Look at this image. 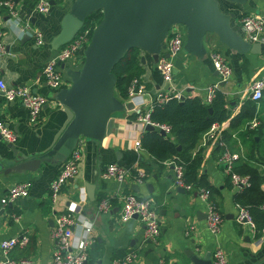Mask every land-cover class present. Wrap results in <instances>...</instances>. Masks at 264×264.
I'll use <instances>...</instances> for the list:
<instances>
[{"label": "crops", "instance_id": "1", "mask_svg": "<svg viewBox=\"0 0 264 264\" xmlns=\"http://www.w3.org/2000/svg\"><path fill=\"white\" fill-rule=\"evenodd\" d=\"M55 1L57 4L62 1L63 7H54L49 13L35 12L17 3V11L22 18L19 21L3 20L4 16L0 14V41L4 46V52L0 56V78L9 85H27L32 91L46 97L37 120L32 123L28 120L26 109L19 102L5 101L0 94V122L16 134L13 145L23 155L44 151L64 120V113L55 100L58 90H49L41 78L43 64L66 43L57 48L52 47V40L59 33L61 19L68 12L72 0ZM217 2L222 13L231 14V30L248 41L239 18L244 14L259 12L264 6V0H245L242 4L226 0ZM24 20H28L39 32L40 45H35L28 35V39H24L26 34L20 32L19 28L20 21ZM261 36V41H248L252 52L240 54L220 44L213 34L207 33L203 40L204 56L197 57L182 50L173 58V79L170 87L182 96L195 95L202 99L206 88L218 82L209 54L211 51L219 52L231 70L227 80L219 82L216 87L223 94L224 107L229 111V117L222 121L227 128L229 119L249 99V83L264 76V27ZM138 56L140 73L136 78L142 85V90L121 100L128 103L130 108L111 115L114 120L113 134L105 136L100 143L88 139L80 141L81 154L77 163V174L62 186L53 204L49 200L48 185L65 158L42 159L35 171L24 172L15 171L0 163V198L14 183L29 182L26 196L15 198L4 206L0 205V241L7 238H25V243L14 246L7 253V258H28L34 264H49L55 248L50 235L53 216L65 210L68 205L79 204L82 217L91 223V242L86 248L83 264H110L112 258L131 250L136 251L131 264H158L160 260L171 264H190L185 256L186 252L201 257L208 254L210 257L215 247L223 251L227 264H264V230L257 235L248 224L235 222L233 194L237 188L230 183L220 153L214 150L213 144L204 143L201 135L192 152L202 148L198 173L203 174L208 185L215 188L210 191V198L222 218L217 234H211L206 228L205 206L196 197V190L187 193L173 185L169 161L158 165L148 152L133 145L134 140L140 139L144 130L135 121L133 108H147L158 93L165 92L169 87L156 71L151 56L143 51H139ZM82 60V49H78L62 62L63 68H59L62 75L60 88L69 85L65 70L79 69ZM257 109L256 117L259 115L264 121V105ZM244 125L245 121L233 132L230 131L231 137L225 149L231 154L238 156L247 151ZM7 143L9 142L0 138V154L5 158L9 157ZM111 162L124 166L132 173L136 169H142L144 177L141 182L128 177L121 183L103 179L100 173ZM260 189L264 190V182L260 184ZM127 193L153 200L160 225L156 243L143 240L142 225L136 218L125 222L118 220L121 199ZM105 197L110 198V210L99 212L97 204ZM14 215L18 216L17 219H13ZM80 226L81 221L77 220L73 232L79 233Z\"/></svg>", "mask_w": 264, "mask_h": 264}, {"label": "built area", "instance_id": "2", "mask_svg": "<svg viewBox=\"0 0 264 264\" xmlns=\"http://www.w3.org/2000/svg\"><path fill=\"white\" fill-rule=\"evenodd\" d=\"M0 6L6 10V19H14L19 21L20 16L18 14L16 4L13 0H2ZM48 0H36L32 11L45 13L48 9ZM241 27L243 28L248 41L257 42L263 38L261 32L264 27V6L255 14H244L239 18ZM94 26L81 27L74 36L65 44H63L56 54L47 60L41 69V78L44 81L45 86L56 92L62 83L61 71L58 67L59 62L70 58L74 52L78 49H83L88 43L92 29ZM20 32L31 37L35 45L41 44L39 32L29 23L28 20L20 21ZM0 28V35H1ZM184 41V27L180 24H173L167 31L164 39V49L157 57L154 64L156 71L160 77L169 84L168 89L165 92L158 93L152 100L156 103H163L169 97L180 99L181 93L175 91L171 86L173 79V58L182 51V45ZM4 52L3 43L0 41V56ZM166 53L167 56H164ZM212 62V67L216 71L218 76V82L210 85L206 88L205 95L202 101L208 104L214 96L217 84L224 82L230 75V67L217 51H211L209 54ZM264 89V76L253 79L248 85L249 98L256 102L261 97V92ZM142 90V85L139 84L138 79L132 78L127 87V98H130L137 91ZM0 94L5 101H17L22 107L26 109L29 122H35L42 109V106L46 102V97L36 92H32L27 85H9L6 84L0 78ZM151 102V104H152ZM148 106L145 109L135 107L132 110L135 121H137L141 127L146 124H150L154 129H161L164 133L169 132V127L163 124L151 122L148 119V112L151 108ZM226 123H213L202 134L203 142L213 144L214 141L220 137V131L226 128ZM258 125L256 118H252L248 123L249 128H255ZM0 138L6 142L14 143L16 141V134L0 122ZM80 137L69 155L63 160L57 174L53 177L48 185V196L50 203L53 204L60 190L69 179H72L77 174V163L81 154L82 141ZM133 145L136 148L140 147L139 139L134 140ZM221 160L224 164V168L229 174L231 184L235 188L248 185V177L246 175H239L231 170L232 162L237 158L236 154H231L227 149H224L221 154ZM172 167V183L175 187L182 189L183 191H192L193 187L190 183L183 181L181 176V167L169 161ZM103 179L114 180L116 182H123L128 177H132L134 181L141 182L144 177V171L142 169H136L134 173L129 171L124 166L117 163H108L104 166L100 173ZM29 187L28 181H20L11 185L4 195L0 198V205L4 206L8 202L13 201L15 198L24 197L27 195ZM196 197L200 199L206 211L205 225L207 230L211 234H217L220 231L222 218L209 199V191L206 188H198L196 191ZM110 198H102L97 204V210L99 212H108L110 210ZM264 210V203L261 206ZM236 213L234 220L236 223L248 224L254 231L253 222L245 207L235 204ZM17 215L13 216V219H17ZM136 218L143 229V240L156 243L157 237L160 233V225L157 220L156 210L153 205V200L150 197H139L133 193H127L123 195L121 204L118 209V220L125 222L129 219ZM77 220L81 221L79 233L73 232V226ZM91 230L90 221L82 217V208L79 204L68 205L65 210L57 212L53 216V226L50 232L51 238L54 240L55 248L51 255L49 264H83L86 258V248L91 242L89 233ZM25 238H7L0 241V264H34L28 258H21L18 260H12L7 258V253L16 245H23ZM136 256V251H128L121 256L111 259L110 264H131ZM211 264H227L225 255L219 247H215L211 252ZM158 264H171L165 263L163 260Z\"/></svg>", "mask_w": 264, "mask_h": 264}, {"label": "water", "instance_id": "3", "mask_svg": "<svg viewBox=\"0 0 264 264\" xmlns=\"http://www.w3.org/2000/svg\"><path fill=\"white\" fill-rule=\"evenodd\" d=\"M62 5V1L57 4L55 0H48L47 13ZM93 11H100L101 18L82 49L81 66L77 70H65L69 85L55 93V100L64 113L60 128L42 152L23 155L17 152L13 143H7L9 157L0 154L3 166L18 172L35 171L42 159L66 158L80 137L100 143L105 136L113 134L111 115L130 108V105L113 95L115 78L111 73L112 66L130 48L148 53L156 62L164 49L167 31L173 24L184 27L182 50L188 54L204 56L203 40L207 33L213 34L228 49L240 54L252 52L251 44L231 30V14L222 13L217 0H72L68 12L61 19L60 31L52 40V47L68 42ZM24 39L28 36L25 35ZM163 55L167 56L166 53ZM140 60L143 61L142 58ZM58 67L62 69L63 63L59 62ZM143 129L154 130L150 124ZM157 131L165 134L161 129ZM185 256L190 264H211L208 254L201 257L186 252Z\"/></svg>", "mask_w": 264, "mask_h": 264}, {"label": "trees", "instance_id": "4", "mask_svg": "<svg viewBox=\"0 0 264 264\" xmlns=\"http://www.w3.org/2000/svg\"><path fill=\"white\" fill-rule=\"evenodd\" d=\"M35 1L13 0L15 4L20 3L28 8H32ZM0 14L7 16L2 6H0ZM100 18V11L91 12L85 18L83 27L94 26ZM138 54L137 48L127 49L111 68L115 78L113 95L120 101L127 98L130 80L140 73ZM243 104L239 112L229 119L226 130L220 131V137L213 142V148L219 151L221 156L229 144L230 131L233 132L245 121L247 151L233 160L231 170L239 175H246L248 185L236 189L233 201L246 208L258 235L264 230V210L261 207L264 203V190L260 189V184L264 182V121L258 117L259 115L256 117V114H258L257 108L264 105V89L258 101L254 102L249 98ZM224 105V96L218 90L214 91V96L208 104L195 95H185L178 100L169 97L160 104L153 101L148 112V119L168 126L169 132L161 135L156 129L143 130L139 139L140 147L148 152L158 165L166 160L179 165L183 181L190 183L196 191L198 188H206L209 191L210 200V191H214L215 188L208 185L203 174L198 173L202 160V148L192 151L211 124L221 123L229 117V111ZM253 117L258 120V125L250 131L246 126ZM249 133H252V136H248ZM227 175L230 180L229 174Z\"/></svg>", "mask_w": 264, "mask_h": 264}, {"label": "rangeland", "instance_id": "5", "mask_svg": "<svg viewBox=\"0 0 264 264\" xmlns=\"http://www.w3.org/2000/svg\"><path fill=\"white\" fill-rule=\"evenodd\" d=\"M185 192L190 193L191 191H185ZM254 231H255V230H254Z\"/></svg>", "mask_w": 264, "mask_h": 264}]
</instances>
